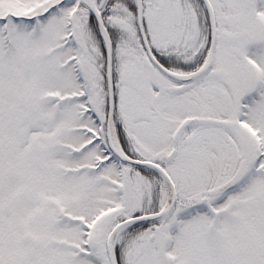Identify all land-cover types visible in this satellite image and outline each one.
Returning <instances> with one entry per match:
<instances>
[{"label":"snow or ice","instance_id":"snow-or-ice-1","mask_svg":"<svg viewBox=\"0 0 264 264\" xmlns=\"http://www.w3.org/2000/svg\"><path fill=\"white\" fill-rule=\"evenodd\" d=\"M0 264H264V0H0Z\"/></svg>","mask_w":264,"mask_h":264}]
</instances>
